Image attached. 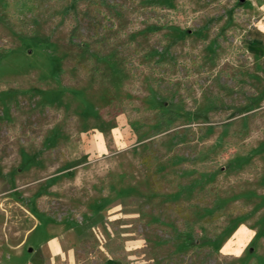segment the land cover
I'll list each match as a JSON object with an SVG mask.
<instances>
[{
    "label": "rangeland",
    "instance_id": "1",
    "mask_svg": "<svg viewBox=\"0 0 264 264\" xmlns=\"http://www.w3.org/2000/svg\"><path fill=\"white\" fill-rule=\"evenodd\" d=\"M260 16L0 0V260L264 264Z\"/></svg>",
    "mask_w": 264,
    "mask_h": 264
},
{
    "label": "crops",
    "instance_id": "2",
    "mask_svg": "<svg viewBox=\"0 0 264 264\" xmlns=\"http://www.w3.org/2000/svg\"><path fill=\"white\" fill-rule=\"evenodd\" d=\"M249 6L253 9L254 13L262 15L256 25H263V27L258 28V32L264 36V0H249ZM48 245L51 247L48 248L51 250V256L40 264H72L71 261L74 260L75 255H73L74 253L70 249L71 246L61 240V236L52 237L51 240L47 241V247ZM16 258L15 262L10 261V259L9 261L0 260V264H37L33 260V256L31 257V254H25V256L19 255Z\"/></svg>",
    "mask_w": 264,
    "mask_h": 264
},
{
    "label": "water",
    "instance_id": "3",
    "mask_svg": "<svg viewBox=\"0 0 264 264\" xmlns=\"http://www.w3.org/2000/svg\"><path fill=\"white\" fill-rule=\"evenodd\" d=\"M31 249H32V248H31ZM31 249H30V250H31Z\"/></svg>",
    "mask_w": 264,
    "mask_h": 264
}]
</instances>
